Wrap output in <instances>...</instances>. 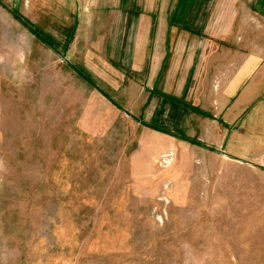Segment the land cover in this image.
I'll return each instance as SVG.
<instances>
[{
    "label": "rangeland",
    "instance_id": "obj_1",
    "mask_svg": "<svg viewBox=\"0 0 264 264\" xmlns=\"http://www.w3.org/2000/svg\"><path fill=\"white\" fill-rule=\"evenodd\" d=\"M0 264H264V0H0Z\"/></svg>",
    "mask_w": 264,
    "mask_h": 264
},
{
    "label": "trees",
    "instance_id": "obj_2",
    "mask_svg": "<svg viewBox=\"0 0 264 264\" xmlns=\"http://www.w3.org/2000/svg\"><path fill=\"white\" fill-rule=\"evenodd\" d=\"M32 32L36 35V36H39V38L40 39H44V40H46V39H48V36L47 35H42V36H40L38 33V31H35V30H32ZM48 41V40H47Z\"/></svg>",
    "mask_w": 264,
    "mask_h": 264
},
{
    "label": "crops",
    "instance_id": "obj_3",
    "mask_svg": "<svg viewBox=\"0 0 264 264\" xmlns=\"http://www.w3.org/2000/svg\"><path fill=\"white\" fill-rule=\"evenodd\" d=\"M169 76V74H167Z\"/></svg>",
    "mask_w": 264,
    "mask_h": 264
}]
</instances>
